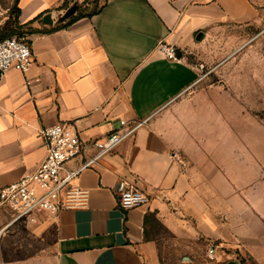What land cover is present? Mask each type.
Masks as SVG:
<instances>
[{
	"label": "crops",
	"instance_id": "1",
	"mask_svg": "<svg viewBox=\"0 0 264 264\" xmlns=\"http://www.w3.org/2000/svg\"><path fill=\"white\" fill-rule=\"evenodd\" d=\"M18 2L19 25L48 12L55 23L32 25L48 31L29 35L33 64L26 72L9 70L0 84V185L37 170L46 154L43 128L68 123L91 141L117 129L120 120H148L76 180L89 193L86 207L25 224L38 243L53 249L54 264H161L164 238L155 234L154 221L182 253L174 264H244L230 221L190 182L153 120L198 81L200 70L187 57L213 56L216 39H225L233 21L257 16L253 3L103 0L94 16L50 31L60 23L64 0ZM161 43L177 58L161 53ZM125 187L143 191L149 203L120 209ZM263 257L255 255L260 264Z\"/></svg>",
	"mask_w": 264,
	"mask_h": 264
},
{
	"label": "rangeland",
	"instance_id": "2",
	"mask_svg": "<svg viewBox=\"0 0 264 264\" xmlns=\"http://www.w3.org/2000/svg\"><path fill=\"white\" fill-rule=\"evenodd\" d=\"M250 1L257 16L233 21L225 39H216L213 56L187 57L200 77L153 126L194 187L221 219L230 221L242 262L260 264L255 255H264V0ZM75 2L85 12L96 6L94 0H64L61 9ZM14 4L0 0V37L7 26L15 29ZM10 220L0 213V264H54L53 249L38 243L29 226L10 225ZM154 223L155 234L164 238L161 264L178 262L182 253L171 233Z\"/></svg>",
	"mask_w": 264,
	"mask_h": 264
},
{
	"label": "built area",
	"instance_id": "3",
	"mask_svg": "<svg viewBox=\"0 0 264 264\" xmlns=\"http://www.w3.org/2000/svg\"><path fill=\"white\" fill-rule=\"evenodd\" d=\"M161 53L176 59L175 50L161 43ZM34 62L32 44L27 34H17L0 41V84L9 70L26 72ZM148 120L129 123L120 120L119 127L102 139L83 140L68 123H60L39 131L46 149L45 157L37 170L10 185H0V213L11 217L15 223L33 224L42 214L57 216L62 211L84 208L89 193L76 184L80 175L93 169L107 155ZM80 160L78 166L70 164ZM149 196L135 187H125L119 194V207L127 211L142 207ZM214 248L208 255L212 257Z\"/></svg>",
	"mask_w": 264,
	"mask_h": 264
},
{
	"label": "trees",
	"instance_id": "4",
	"mask_svg": "<svg viewBox=\"0 0 264 264\" xmlns=\"http://www.w3.org/2000/svg\"><path fill=\"white\" fill-rule=\"evenodd\" d=\"M19 0H15V4H14V7H13V10H14V14L13 15L15 17V29L14 30H10L9 27L7 26L6 28V33H4L2 35V37H0V41L3 40V39H6V38H10V37H13L17 34H19L17 32V30H22V32L20 34H27V35H32V34H36V33H47L48 31H40V30H37V29H34L32 27V25L38 21L39 19L42 18V15L38 16L37 18H35L34 20H32L31 22L25 24V25H19V16H20V9L18 7V2ZM85 2L87 0H84ZM95 1V8L90 11V12H85V11H81L80 8L79 10L77 11L76 15L73 16L72 18H70L68 21H65V22H60L59 25L53 29H51L50 31H53V30H56V29H64V28H67L70 24H72L74 21L78 20V19H81V18H85V17H92L94 16L95 14L98 13L100 7L97 6L98 5V2L99 0H94ZM65 3H67V1H65ZM64 3V5H65ZM75 3H78V2H75ZM79 4V3H78ZM62 9H67L66 7L63 6Z\"/></svg>",
	"mask_w": 264,
	"mask_h": 264
},
{
	"label": "water",
	"instance_id": "5",
	"mask_svg": "<svg viewBox=\"0 0 264 264\" xmlns=\"http://www.w3.org/2000/svg\"><path fill=\"white\" fill-rule=\"evenodd\" d=\"M79 8H80L79 4L74 3L71 7H69L68 9L65 10V12L59 17L58 21L63 22V21L69 20L70 18H72L73 16L76 15ZM38 23L46 25V26L54 25L55 22H54L52 13L48 12V13L44 14L42 16V18L38 20ZM203 37H204V33L199 32L197 34L196 39H197V41H201L203 39Z\"/></svg>",
	"mask_w": 264,
	"mask_h": 264
}]
</instances>
